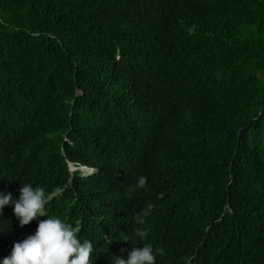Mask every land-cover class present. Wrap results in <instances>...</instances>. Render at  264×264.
Segmentation results:
<instances>
[{"label": "trees", "instance_id": "16d2710c", "mask_svg": "<svg viewBox=\"0 0 264 264\" xmlns=\"http://www.w3.org/2000/svg\"><path fill=\"white\" fill-rule=\"evenodd\" d=\"M22 183L63 189L46 215L93 254L264 264V0H0V192ZM13 208L0 259L46 219Z\"/></svg>", "mask_w": 264, "mask_h": 264}, {"label": "clouds", "instance_id": "9594fccd", "mask_svg": "<svg viewBox=\"0 0 264 264\" xmlns=\"http://www.w3.org/2000/svg\"><path fill=\"white\" fill-rule=\"evenodd\" d=\"M69 165L71 171L79 170L84 175L94 172L87 165H76L73 162H69ZM83 167L87 168L86 173ZM148 187V178L140 175L127 195L131 197L140 189L147 191ZM62 190L58 189L47 195L42 186L33 187L31 183H22L19 198L16 200H13L11 193L0 192V216L3 215L4 207L11 203L20 226L46 217L39 220L33 234L14 243L10 254L0 259V264H156L157 256L163 254V249L154 248L151 243H144L142 247L136 244L115 250L111 247L113 243L107 241L106 251L99 250L93 254V243L89 240L82 241L79 237L81 224L74 228L57 216L46 215V204ZM152 211L153 205L147 204L134 216L135 224L141 226L134 229V232L141 241L148 236L143 226L147 224ZM132 231L133 227L130 226V232Z\"/></svg>", "mask_w": 264, "mask_h": 264}, {"label": "bare ground", "instance_id": "6f19581e", "mask_svg": "<svg viewBox=\"0 0 264 264\" xmlns=\"http://www.w3.org/2000/svg\"><path fill=\"white\" fill-rule=\"evenodd\" d=\"M72 167H74V166L72 165ZM83 169H84L83 171H86V170H87V168H86V167H83Z\"/></svg>", "mask_w": 264, "mask_h": 264}, {"label": "rangeland", "instance_id": "374dc122", "mask_svg": "<svg viewBox=\"0 0 264 264\" xmlns=\"http://www.w3.org/2000/svg\"><path fill=\"white\" fill-rule=\"evenodd\" d=\"M87 171H85V173H86ZM90 173V172H89Z\"/></svg>", "mask_w": 264, "mask_h": 264}, {"label": "water", "instance_id": "95a60500", "mask_svg": "<svg viewBox=\"0 0 264 264\" xmlns=\"http://www.w3.org/2000/svg\"><path fill=\"white\" fill-rule=\"evenodd\" d=\"M72 164V163H71Z\"/></svg>", "mask_w": 264, "mask_h": 264}]
</instances>
